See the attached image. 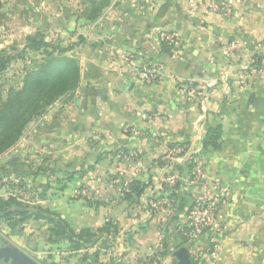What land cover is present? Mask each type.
Masks as SVG:
<instances>
[{
  "label": "crops",
  "instance_id": "crops-1",
  "mask_svg": "<svg viewBox=\"0 0 264 264\" xmlns=\"http://www.w3.org/2000/svg\"><path fill=\"white\" fill-rule=\"evenodd\" d=\"M227 1L235 7L232 17L215 13L214 0H111L104 15L94 22L78 17L63 25L56 21L52 26L56 38H65L68 32L74 41V35H82L81 44L67 54L79 60L81 81L72 95L36 121L32 138L28 130L19 142L22 157L14 159L28 155L38 158L37 163L40 158L49 159L51 169L66 173V177L57 171L51 177H24L33 192L46 189L51 182L47 199H35V204L59 214L60 202L83 200L79 206L91 209L74 215V225L59 214L75 231L98 230L109 218L122 233L132 228L139 247L156 249L178 205L174 201L168 204L167 172L173 171L175 186L181 183L182 193L190 195L189 205L195 187L186 175L194 164L191 161L196 162L193 155L202 157L208 180L229 184L233 178H243L238 171L251 166L250 154L264 151L260 142L264 137V70L243 85L238 78L260 53L257 45L264 40V0ZM166 34L174 36L172 42H165L169 51L161 42ZM153 68L160 77L148 83L144 75ZM223 74L228 76L227 82H223ZM220 125L221 150H203L208 130ZM179 147L184 152L170 155L166 166L162 155ZM11 172L13 176V168ZM133 182L143 186L140 197L130 190ZM70 186L74 188L69 194ZM82 187L94 199L78 197ZM154 199L167 204V221L162 212L152 210V205L162 203L153 204ZM232 210L238 214L236 208ZM43 224L32 220L16 228L13 233L18 235L12 239L17 240L12 244L40 264L58 262L56 248L65 245L73 256V260L67 259L69 264H76L82 251L72 252L66 243L50 245L43 236L37 247L27 238L21 239L22 232L31 233ZM47 233L45 230L46 237ZM224 241L227 248L223 253L229 257L225 251L237 247V236L232 234ZM93 249L84 251L91 254Z\"/></svg>",
  "mask_w": 264,
  "mask_h": 264
},
{
  "label": "rangeland",
  "instance_id": "rangeland-1",
  "mask_svg": "<svg viewBox=\"0 0 264 264\" xmlns=\"http://www.w3.org/2000/svg\"><path fill=\"white\" fill-rule=\"evenodd\" d=\"M1 1L3 2V19L0 24V51L5 50L9 56L14 57L10 68L5 73L0 74V91L3 94V97H6L10 88H21L27 70L35 68L36 65L42 61L43 56L41 53L25 49L27 44L26 38L28 36H37L40 34L43 35L45 40L49 43L60 44L65 48L73 45L74 50L77 45L81 44V41L83 40L82 35H74V41L69 38L68 32L64 34L65 38H56L58 35H53L54 29H52V26H55L57 20H60L62 25L65 24L66 20L73 21L77 17L86 20L84 15L85 11L89 10L90 12V10H93L92 5L94 7V4L87 0ZM97 1L100 0H96V2ZM107 8L103 10L100 17L104 15ZM71 18L73 19L71 20ZM74 32L76 34L77 31ZM262 42H264V40ZM68 96L69 95L60 100H63ZM52 107L48 108L43 116L50 113L49 111ZM38 119L33 121L26 130H30L29 138H32V135L36 130L35 125ZM19 142L13 147L14 150H12L13 148L10 149L12 150L10 153L6 154L10 151L9 150L0 156V177L3 178L0 185L2 183L6 185L1 189L0 194L6 198L9 196V193H14L15 195H20L25 199L30 200L33 197L31 193L33 192V189L30 188L28 183L24 182V180L22 181L21 179H18L17 176H12L8 173L13 168L11 162H17L19 166L24 164L25 166L21 167L24 168L26 172H30V170L37 171L38 169L51 168L52 165L50 163L51 160L49 159L42 160L40 158L41 160L39 159V163H37L36 161H38V158L35 156H32L31 158L30 155L26 157L27 159L25 157L20 158L21 160L14 159L16 157H22V149ZM260 142L261 145H264V137ZM23 143L25 146V142ZM178 155L180 156L181 154ZM167 156L168 153L162 155V161L166 166L168 160H170V158L167 159ZM196 156L197 155L192 156L193 158H197L196 162L194 159L191 161L193 163L195 162L194 170L192 173L189 171V174L186 175V178L189 181H194L195 184L197 182L200 183L197 191L192 189L195 194L194 199L206 197L205 200H201L200 203L207 202L206 205H208V197L214 196L215 193H217L218 195L216 198H218L217 203H219L220 199L224 198L222 197V191L224 188L228 189V196L223 199L225 200V203H219L218 211L214 212V217H216L214 226L207 227L202 235L197 234L196 236H191L192 234H195L197 227L195 220L189 219V216H187L190 210L189 212L187 211V215L182 218L181 226L186 228L185 237L189 240L188 243L190 245L191 257L196 264H222L223 260H226V264H264V151L261 155H257V153L250 154L248 161L253 162L251 163V166L248 165L238 171L239 176H241L242 173L243 178H233V182L229 184H224L217 179L208 180L209 175H207L205 166L202 164V157ZM257 156H260V158L258 159ZM24 159H26L28 164L24 163ZM255 164H262V166L256 167ZM178 167L179 166H176L175 168L178 169ZM195 168L197 170H195ZM56 169V167L53 168L55 172L57 171ZM58 172L60 171H57V173ZM60 173H63L64 175L66 174L65 170H61ZM251 174L252 177L248 176ZM64 177H66V175ZM23 183L27 186L25 189H23ZM13 185H18L19 188L16 187L15 190H13ZM58 185L60 186V184ZM73 188V186H70L68 189L69 194L72 193ZM82 188H78V190ZM173 188H175V185L167 184V187H165L167 190V199L169 200L168 204L173 203V198L170 197L172 196L171 194L173 191L171 190ZM34 192L33 194L36 197L39 191H37L36 194ZM83 202V200L69 201L67 198L60 202L58 207L59 214L64 215L69 223L74 225V215H83L91 209L87 205L79 206V204H83ZM97 202L95 201V203ZM159 202L162 203L158 204L156 208H152V210L156 209L154 211L157 213L162 212L161 215L164 217L163 219L167 221V212H165L167 204L160 201V199H154L153 204ZM196 202L194 206L196 205ZM192 204L193 203H191V209L193 208ZM235 208L238 212L236 215L232 210ZM225 214L228 215L227 219ZM98 215H102L100 211L98 212ZM107 219L109 218H106V220ZM111 222L112 223H108L112 226L111 236L106 237L104 240L102 239L101 243L97 245L91 253H99V264H111L112 262H121L124 264H177L176 259L171 254H174L176 250H172V252L170 251V254H167L165 251L167 249L168 232H161V239L158 242V247L156 249H145L138 246L135 238L136 233L132 231V228L127 229L126 232L122 233L115 221L111 220ZM46 226L47 224L44 223L42 227L33 228V232L31 233L30 231L27 232V230L24 233L22 232L23 234L20 231L17 233H21V239L27 238L34 246L39 247L38 241L41 243V238H43V236L45 241L48 237V233L47 237L44 234L45 230H48L49 228V226H47V228ZM93 231L96 232L97 230ZM232 234L237 236V247H233L231 249L232 252L228 249L225 251L229 257H233L229 258L225 257L223 253L224 249L227 248L224 240ZM13 235L18 234H14L13 229H11L8 224L0 222V242H9L11 244L16 242L17 239H12V237H14ZM17 238L19 239V237ZM48 247L49 246H47V248ZM89 252L82 251L78 253V256L80 257L76 259V261L78 262L82 256L89 254ZM55 254L59 256L58 262L60 264H69V261L67 260L69 258L73 260V256L68 254V248L65 245H62L60 249L56 248ZM48 258L46 260H48ZM44 262H46L45 264H58V262H55L54 260H52V262Z\"/></svg>",
  "mask_w": 264,
  "mask_h": 264
},
{
  "label": "trees",
  "instance_id": "trees-1",
  "mask_svg": "<svg viewBox=\"0 0 264 264\" xmlns=\"http://www.w3.org/2000/svg\"><path fill=\"white\" fill-rule=\"evenodd\" d=\"M94 4L93 10L85 11L87 21H96L104 9L110 5V0H87ZM167 6L163 7L166 9ZM3 2L0 0V24L3 19ZM162 9V10H163ZM26 50L41 53L43 58L35 68L27 70L23 79L22 87L19 89L10 88L6 97L0 91V156L13 148L23 137L29 125L36 119L42 117L47 109L52 107L61 98L72 95L79 87L81 81V66L78 59L69 57L74 46L63 47L60 44L49 43L43 35L28 36L26 38ZM163 49L169 51L165 42L162 43ZM168 49V50H167ZM14 57L9 56L5 50L0 51V74L5 73L11 66ZM253 66L260 68L261 57H255ZM223 137L222 126L210 128L203 139V150L213 149L219 151L222 148L221 139ZM13 165V175L23 181L24 177L48 174L49 177L56 172L49 168L38 169L26 173L21 170L17 163ZM194 164H190L189 171L192 173ZM9 174L12 172L10 170ZM3 178L0 177V182ZM24 184V183H23ZM6 185H0V191ZM13 190L19 188L18 185L12 186ZM27 186L24 184L23 189ZM51 182H48L46 189L40 191L37 198L33 196L30 200L20 195L9 193L8 197L0 194V222H5L11 229H16L29 221L46 223L48 228L47 242L50 245L60 246L63 243L69 245L72 252L90 250L101 243V240L111 236L110 224H105L96 232L91 229L75 231L69 223L57 212L41 205L35 204V199L46 200L48 192L51 190ZM182 184L178 183L173 188L172 197L174 203L178 202L176 211L169 217L167 254L177 250L182 246H189L188 238L185 237V227L181 226L182 218L191 209L189 205L190 195L182 193ZM130 190L135 196L143 194V186L140 182L130 184ZM176 192V193H175ZM36 194V191L34 192ZM33 194V192H32ZM35 197V198H34ZM132 196H128L131 199ZM188 211V212H187ZM184 228V229H183ZM105 243V242H104ZM173 255V253H171ZM166 255V254H164ZM99 253L85 254L76 264H99ZM191 256V255H190ZM192 264L196 262L191 257ZM111 264H124L112 262Z\"/></svg>",
  "mask_w": 264,
  "mask_h": 264
},
{
  "label": "built area",
  "instance_id": "built-area-1",
  "mask_svg": "<svg viewBox=\"0 0 264 264\" xmlns=\"http://www.w3.org/2000/svg\"><path fill=\"white\" fill-rule=\"evenodd\" d=\"M212 8L214 10L215 13L223 15L225 17H232L235 13V7L234 5H232L231 3H229L227 0H214V3L212 5ZM174 39L173 35H164V37H161V42H172ZM236 45H233L232 47H235ZM258 49L260 50V53L257 55L259 57H261V66L260 68H257L255 66H251L249 68H247L246 71H244L241 75L238 76L239 81L241 83V85L245 84L246 79L249 78L251 75L256 74L260 71L264 70V42H260L257 45ZM253 63H255V60H253ZM145 81H147L148 83H152L154 81H156L159 77V71L157 70V68H153L149 71H147L145 73ZM223 82H227V80L229 79L227 75L223 74ZM184 152V149L182 147L176 148L174 149L172 152H170V154H168V158L172 157L173 155L176 154H182ZM172 155V156H170ZM195 161V160H194ZM195 163V162H194ZM195 170H197L195 168ZM175 173L173 171L167 172V183L165 184H170V185H175L177 182L176 176L174 175ZM194 187H195V191H197L199 189L200 183H196L194 181H192ZM217 193H215L214 196L208 197V205H206L207 202H203L202 204L200 203L201 200H205V198H195L193 201V208L190 209V212L188 213L187 216H189V219H193L195 220L196 223V227L197 230L195 232V234H192L191 236H196L197 234H204V230L207 227H213L215 224V220L216 217H214V212L218 211L219 208V203L222 202V204L225 203V200H223L225 197L228 196V189L224 188V190L222 191V197H224L223 199H220V202H218V198L217 197ZM77 196L83 199H87V200H92L94 199L91 196V192L89 191L88 188H82L80 190L77 191ZM197 201V202H196ZM199 201V202H198ZM196 202V205L194 206ZM198 203V204H197ZM157 204L153 205V208H156ZM106 223H112L110 219L106 220Z\"/></svg>",
  "mask_w": 264,
  "mask_h": 264
},
{
  "label": "water",
  "instance_id": "water-1",
  "mask_svg": "<svg viewBox=\"0 0 264 264\" xmlns=\"http://www.w3.org/2000/svg\"><path fill=\"white\" fill-rule=\"evenodd\" d=\"M177 264H192L189 246L178 248L174 254ZM0 264H40L18 246L0 242Z\"/></svg>",
  "mask_w": 264,
  "mask_h": 264
}]
</instances>
